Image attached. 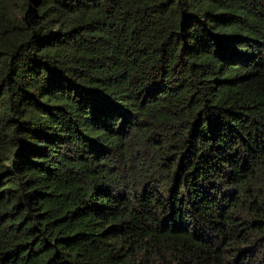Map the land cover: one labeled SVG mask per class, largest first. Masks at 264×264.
<instances>
[{
    "label": "trees",
    "instance_id": "16d2710c",
    "mask_svg": "<svg viewBox=\"0 0 264 264\" xmlns=\"http://www.w3.org/2000/svg\"><path fill=\"white\" fill-rule=\"evenodd\" d=\"M0 264H264V0H0Z\"/></svg>",
    "mask_w": 264,
    "mask_h": 264
}]
</instances>
